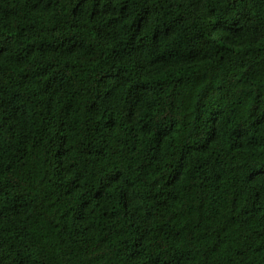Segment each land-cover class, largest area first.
<instances>
[{"label": "trees", "instance_id": "1", "mask_svg": "<svg viewBox=\"0 0 264 264\" xmlns=\"http://www.w3.org/2000/svg\"><path fill=\"white\" fill-rule=\"evenodd\" d=\"M0 264H264V0H0Z\"/></svg>", "mask_w": 264, "mask_h": 264}]
</instances>
